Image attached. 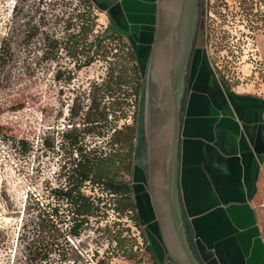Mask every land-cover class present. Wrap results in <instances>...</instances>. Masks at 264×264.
Masks as SVG:
<instances>
[{
  "label": "rangeland",
  "instance_id": "rangeland-1",
  "mask_svg": "<svg viewBox=\"0 0 264 264\" xmlns=\"http://www.w3.org/2000/svg\"><path fill=\"white\" fill-rule=\"evenodd\" d=\"M204 5V22L210 33L206 50L218 77L229 89L264 95V0H205ZM111 32L107 13L91 8L87 0H0V264H28L29 251L22 236L38 213L36 200L47 209L49 203L55 204L49 185H60L62 167L70 160L63 133L71 128L73 100L87 108L92 91L100 101L111 70L119 73L121 66L131 67L124 60L122 45L109 38ZM47 36L59 46L45 55ZM69 39L80 40L88 48L92 45L94 62L90 66L75 67L65 49ZM85 57L81 55L79 61ZM138 60L145 79L148 59H141L145 63ZM58 73L60 80L56 79ZM135 98L131 97L129 107V115L136 112L138 117L133 184L142 214L138 184L149 190L144 93L137 105ZM73 121L84 127L83 119ZM12 137L28 140L35 151L24 157L12 146ZM110 140L111 134L85 136L89 148L98 151H109ZM103 189L97 186L95 194L111 208L109 215L81 239L65 234L61 243L70 250V260L63 262L57 252L54 264H157L149 245L159 262L164 256L170 260L156 219H152L154 225L143 221L142 226L136 211L119 215L113 211L118 197ZM85 191L93 195L90 189ZM64 209L61 213L71 216ZM66 224L67 232L71 224Z\"/></svg>",
  "mask_w": 264,
  "mask_h": 264
},
{
  "label": "crops",
  "instance_id": "crops-1",
  "mask_svg": "<svg viewBox=\"0 0 264 264\" xmlns=\"http://www.w3.org/2000/svg\"><path fill=\"white\" fill-rule=\"evenodd\" d=\"M93 1L149 62L157 0ZM205 66L180 114L177 185L187 240L201 264H264V95L229 89ZM138 185L142 220L154 225L150 190ZM160 264L173 263L164 256Z\"/></svg>",
  "mask_w": 264,
  "mask_h": 264
},
{
  "label": "trees",
  "instance_id": "trees-1",
  "mask_svg": "<svg viewBox=\"0 0 264 264\" xmlns=\"http://www.w3.org/2000/svg\"><path fill=\"white\" fill-rule=\"evenodd\" d=\"M87 2L91 8L94 6L100 8L93 0H87ZM110 28L112 32L109 38L122 45L124 60L131 63V67L121 66L119 73L111 70L100 101L92 91L87 108L76 104V100H73L69 110L71 128L63 133V139L70 149V160L62 167L64 178L60 185L55 188L49 185L50 197H53L55 204L52 206L49 203L50 209H47L44 205L40 207V201L36 200L38 213L31 221V229L22 236L26 242L25 248L29 251L28 264H54L53 255L57 252L63 262L70 260V250L62 247L61 243L65 234L70 238L81 239L87 230L93 226H99L101 220H105L109 215L111 208L104 204L102 197L95 194L96 187L100 185L104 187L103 190L118 197L113 211L118 212L119 215L136 211L137 221L144 226L134 196L133 184L138 117L135 116L136 112L129 115V107L133 102L132 96L136 97L134 100L136 105L142 99L145 79L134 48L125 41L123 34L113 28L111 23ZM85 33H88V30ZM46 40L48 45L46 48H48L45 55H48L56 51L59 42L51 40L49 36ZM70 42H72L71 46ZM91 48L92 45L88 48L87 45L81 44L80 40L73 42L69 39L65 43V49L74 59L77 69L90 66L94 62V57H90ZM81 55H86L85 60L79 61ZM73 74L69 77L70 81L73 79ZM56 79H62L61 74L58 73ZM125 86L129 88L124 89ZM122 92H128V94ZM77 118L83 119V128L80 123L77 126V123L73 121ZM130 121H133V124ZM107 134H111L109 151L90 149L85 143L87 135L106 137ZM11 141L12 146L20 149L24 157L35 151V146L28 140L12 137ZM47 147L51 149L52 145ZM126 176L131 179H126ZM86 189H90L93 195H88ZM64 207L71 216L65 217L61 213L65 210ZM66 222L71 224L67 232L63 228L67 225ZM119 242H121L120 239ZM149 246L153 258L158 262L157 264H160L151 245Z\"/></svg>",
  "mask_w": 264,
  "mask_h": 264
},
{
  "label": "water",
  "instance_id": "water-1",
  "mask_svg": "<svg viewBox=\"0 0 264 264\" xmlns=\"http://www.w3.org/2000/svg\"><path fill=\"white\" fill-rule=\"evenodd\" d=\"M157 25L144 83L149 190L173 264H201L185 233L178 197L180 81L196 23L197 0H157Z\"/></svg>",
  "mask_w": 264,
  "mask_h": 264
},
{
  "label": "flooded vegetation",
  "instance_id": "flooded-vegetation-1",
  "mask_svg": "<svg viewBox=\"0 0 264 264\" xmlns=\"http://www.w3.org/2000/svg\"><path fill=\"white\" fill-rule=\"evenodd\" d=\"M204 1L197 0L196 23L192 32L191 44L187 52L185 65L182 69L183 76L180 81V113L182 112V105L185 104L191 92V80L197 78L204 71L206 63L211 66L210 57L206 50L207 42L210 40V33L208 30L209 27L205 26L204 22L206 16ZM212 70L217 75L213 67Z\"/></svg>",
  "mask_w": 264,
  "mask_h": 264
},
{
  "label": "built area",
  "instance_id": "built-area-1",
  "mask_svg": "<svg viewBox=\"0 0 264 264\" xmlns=\"http://www.w3.org/2000/svg\"><path fill=\"white\" fill-rule=\"evenodd\" d=\"M261 207H262V209L264 211V201L262 202Z\"/></svg>",
  "mask_w": 264,
  "mask_h": 264
}]
</instances>
